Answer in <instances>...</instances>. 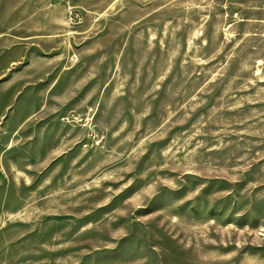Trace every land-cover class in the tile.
Wrapping results in <instances>:
<instances>
[{
  "label": "rangeland",
  "instance_id": "374dc122",
  "mask_svg": "<svg viewBox=\"0 0 264 264\" xmlns=\"http://www.w3.org/2000/svg\"><path fill=\"white\" fill-rule=\"evenodd\" d=\"M0 264H264V0H0Z\"/></svg>",
  "mask_w": 264,
  "mask_h": 264
}]
</instances>
